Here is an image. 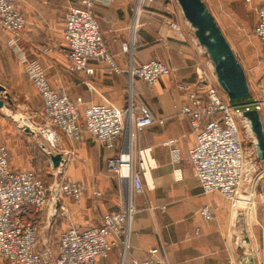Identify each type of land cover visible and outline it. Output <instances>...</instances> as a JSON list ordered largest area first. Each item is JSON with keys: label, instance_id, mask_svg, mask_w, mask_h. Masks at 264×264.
Wrapping results in <instances>:
<instances>
[{"label": "crops", "instance_id": "0c3cea01", "mask_svg": "<svg viewBox=\"0 0 264 264\" xmlns=\"http://www.w3.org/2000/svg\"><path fill=\"white\" fill-rule=\"evenodd\" d=\"M203 1L225 37L221 27L228 24V17L245 27L255 28L257 24L261 0ZM80 2L16 0L27 20L20 41L22 49L30 59L38 60L46 68L54 88L68 90L81 111L94 103H107L126 112L131 107L135 116H139L140 105L144 104L156 117L164 119V123L156 122L138 130L126 113L123 118L126 130L114 149L104 147L87 131L77 142L61 134L57 147H50L41 130L27 129V121H34L36 117H27L21 110L16 112L29 108L41 118L43 105L11 46V34L0 27V84L5 88L0 92L3 102L0 138L7 143L1 141L8 147L11 167L34 170L42 177L54 175L52 186L60 180L61 171L62 178L81 183L84 197L80 203L69 197H60L58 202L67 207L69 225L98 226L106 212L134 209L128 224L127 248L120 240L108 257L97 264H131L133 259L148 257L153 247L162 250L171 264H248L249 257H253L254 264H264V185L261 183L255 190L252 207L245 201L235 207L219 193H204L189 163L188 152L196 135L189 118L179 114L187 97L178 85L194 86L198 66L211 73L214 64L179 2L113 0L110 4L96 3L94 10L99 28L121 72L92 60L90 63L96 72L90 77L68 69L63 38L66 13ZM249 6L257 14L252 25L245 20ZM172 21L179 24L183 37L172 26ZM234 54L237 57L235 51ZM152 59L170 65L171 74L153 85L131 76L132 65ZM237 59L245 71L244 64ZM263 65L264 60L255 69L263 70ZM222 93L229 101L225 92ZM4 110H15V114L1 117L6 114ZM5 118H11L13 126H7ZM128 129H131L130 134ZM124 149L129 151L133 169L140 175L143 185L140 193L133 191L128 180L107 168V159ZM57 155L62 156L58 165L53 160ZM60 206L55 214L37 212L28 206L20 219L34 222L40 229L50 218L55 226L62 215ZM204 206L210 207L212 219L200 213Z\"/></svg>", "mask_w": 264, "mask_h": 264}, {"label": "built area", "instance_id": "2783aa9c", "mask_svg": "<svg viewBox=\"0 0 264 264\" xmlns=\"http://www.w3.org/2000/svg\"><path fill=\"white\" fill-rule=\"evenodd\" d=\"M112 1L81 0L79 5L68 9L63 38L69 58L68 69L72 73L85 77L94 75L96 68L90 63L92 60L121 72L108 51L94 10L96 3L110 4ZM257 12L254 33L264 43V0H261ZM171 24L181 36L179 24L173 21ZM26 25V17L16 0H0V27L11 34V46L41 98V116L45 120L41 132L50 147H57L61 134L77 142L87 131L104 147L114 149L126 130L123 121L126 113L138 130L156 122L164 123V119L156 117L144 104L140 105L139 116H135L131 107L126 112L107 103H94L81 111L79 103L71 99L68 90L64 87L54 88L49 82L46 68L38 60L30 59L20 46ZM124 49L127 50L128 46L125 45ZM129 71L132 77L138 76L153 85L171 74L172 67L161 60L152 59L132 65ZM87 84L92 87L89 82ZM178 87L187 97V103L181 107L179 114L189 118L196 135L195 143L188 152L189 163L203 192L219 193L235 207L242 201L253 206L255 192L241 194L244 193L245 159L248 158L250 167L258 176V170L264 172V164L257 155L256 137L249 120L245 118L244 123L253 138L251 159L249 155L245 157L241 140L237 117L242 115V110L226 99L214 71L208 73L198 66L195 85L180 83ZM256 107L264 116V100L257 102ZM106 165L109 171L128 180L135 193L143 191L140 175L133 169L127 149L109 157ZM51 187L53 196L39 173L13 169L8 147L0 141V264H97L100 259L108 257L120 240L127 248L128 224L135 213L132 207L106 212L98 226L70 224L60 233L53 253L43 250L37 224L20 219L25 207H32L37 212L53 211L55 214L58 205H61L58 203L60 197H69L75 203H80L84 197V186L76 181L61 178ZM63 208L60 206L59 209ZM200 213L208 220L214 216L209 206H204ZM131 264L171 263L162 250L153 247L148 257L133 259Z\"/></svg>", "mask_w": 264, "mask_h": 264}, {"label": "rangeland", "instance_id": "374dc122", "mask_svg": "<svg viewBox=\"0 0 264 264\" xmlns=\"http://www.w3.org/2000/svg\"><path fill=\"white\" fill-rule=\"evenodd\" d=\"M245 1V0H243ZM257 14L256 10L254 8L249 6V9L247 11V14L245 16V20L247 22H250L251 25L253 22L256 20ZM228 24H223L222 29L228 40L230 41L232 48L234 49L237 57L241 61V63L244 64V68L247 74L248 82L250 85V91H251V96L252 98L260 102L264 100V83L262 82V78L264 77V65L262 67L263 70L255 69V67L260 64L261 61L264 60V45L261 43L259 38L255 35L254 33V27H245L243 24H239L232 20L231 18L228 17ZM221 26V25H220ZM21 110V111H20ZM20 111L22 114L25 116H35V120H30L27 121V129L31 131H40L42 130L41 128H44L45 122H43L44 119L39 118L34 111H32L29 108L25 109H17L16 112ZM6 114L2 115L1 117H7V115H14L15 110H4ZM264 124V116L263 113L260 112ZM129 116V114H128ZM8 118V117H7ZM17 118V117H16ZM238 123L240 125V130H241V140H242V145L244 149V154L245 157H248L251 159V152L254 147L253 144V138L249 135L248 129L244 123L245 121V116L244 115H239L238 117ZM7 122V126L11 125L13 126V121L11 118L9 119H4ZM252 130V129H251ZM255 135V134H254ZM0 141L5 142L2 138H0ZM6 143V142H5ZM7 144V143H6ZM246 158V168L244 171V175H247L246 178L251 179L253 183L250 185L249 183L243 182L242 189L244 193H241L242 195H250L255 192V190L259 189L260 184L262 183L264 185V173L262 170H258L259 175L254 172L253 167H250L249 165V160ZM263 163V162H262ZM264 170V169H263ZM63 171H61L62 173ZM59 173L58 176L61 179L62 175ZM255 174V176H254ZM257 174V175H256ZM262 175V177H261ZM257 176V178H255ZM260 178V179H259ZM43 179L46 182V185L49 188L50 194L52 193V183L54 179V175L51 174H44ZM248 188V189H247ZM253 188V190H252ZM130 197V195H129ZM61 206L64 208L61 209L62 215L59 218V222L54 226L51 224L50 218H47L44 223L41 225V228L39 229V239L41 243V248L43 250H50L52 253L55 251L56 245H57V240L60 235V233L68 228L69 223H68V216H67V207L65 204L61 203ZM250 207H252L250 205ZM64 219V220H63ZM62 225L60 226V224ZM52 226H54L52 228Z\"/></svg>", "mask_w": 264, "mask_h": 264}, {"label": "water", "instance_id": "95a60500", "mask_svg": "<svg viewBox=\"0 0 264 264\" xmlns=\"http://www.w3.org/2000/svg\"><path fill=\"white\" fill-rule=\"evenodd\" d=\"M178 2L185 18L195 29L200 44L207 50L213 61L218 83L227 95L229 102L235 108L241 109L242 115L249 120L252 132L256 137L257 155L264 164V124L262 116L256 109H250L246 112L245 109L248 107L241 108L243 106L239 103L241 102L239 100H254L242 65L203 0H178ZM4 90L5 88L0 84V92ZM255 103L257 102L255 101ZM2 106L3 102L0 101V107ZM128 132L130 134V129H128ZM53 160L58 165L62 162V156L57 155ZM248 264H254L253 257H249Z\"/></svg>", "mask_w": 264, "mask_h": 264}, {"label": "bare ground", "instance_id": "6f19581e", "mask_svg": "<svg viewBox=\"0 0 264 264\" xmlns=\"http://www.w3.org/2000/svg\"><path fill=\"white\" fill-rule=\"evenodd\" d=\"M239 101H241V102H239L240 104H242V106L243 107H241V108H245V107H248L247 109H245L246 110V112H248V111H250V109H256L257 107V103H255V101L254 100H248V99H245V100H239ZM243 101V102H242ZM252 102V103H251ZM247 103H251V104H247ZM244 104H246V105H244ZM249 163H250V161H249ZM245 168H246V159H245ZM244 171H245V169H244ZM264 173V172H263ZM246 176L247 175H244V182L245 183H249L250 185L252 184V182L248 179V178H246ZM262 176V175H261ZM254 181V180H253ZM248 189V188H247ZM252 190H253V188H252ZM246 202V201H245ZM246 204V203H245ZM250 212H248V214H249ZM245 216V215H244ZM251 220V219H250ZM251 222V221H250ZM244 241V240H243Z\"/></svg>", "mask_w": 264, "mask_h": 264}]
</instances>
